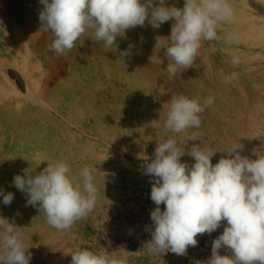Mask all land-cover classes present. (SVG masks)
<instances>
[{
  "label": "rangeland",
  "instance_id": "1",
  "mask_svg": "<svg viewBox=\"0 0 264 264\" xmlns=\"http://www.w3.org/2000/svg\"><path fill=\"white\" fill-rule=\"evenodd\" d=\"M228 2L235 20L221 25L217 40L203 42L200 51L207 55V63L198 57L192 67L173 76L166 70L164 50L154 47L156 36L170 34L172 21L159 29L137 26L126 30L117 38L118 47L111 49L94 42L93 32L88 30L73 49L57 56L50 50L51 32L39 21L43 8L39 0H0V112L5 118L0 136L11 139V144L0 147V189L14 194L7 206L0 197V216L14 218L21 227L32 253L30 264H70L71 252L81 247L103 253L123 246L131 253L129 264H203L210 257L212 242L222 234L226 222L211 235L197 236V246H189L183 256L171 252L151 255L142 249L151 238L145 226L152 224L150 212L155 208L150 199L152 178L143 174V165L151 161L159 142L176 138L186 143L194 131L200 133L203 147L217 151L213 164L226 156L221 151L238 142L244 145L242 155L250 159H256V153L264 154V0ZM167 3L183 7L184 0ZM228 34L235 37L231 45L224 43ZM129 42L136 44L140 54L123 57ZM153 53L160 56V63H149ZM233 55L239 56L238 65H232ZM221 72H237L239 78L225 83ZM51 73L59 80L57 93L48 96L54 100L47 97L49 102L32 111L15 109L12 102L16 98L31 104L35 92H48ZM27 77H32L30 98L26 96ZM181 94L214 97V104L201 114V127L181 134L152 128L150 121L160 119L162 124L166 118L171 96ZM72 99L86 109L88 115L82 120L86 131L99 127V136L83 135L49 112L55 101ZM31 116L34 124L25 126L23 120ZM31 132L36 140L28 147L26 137ZM200 141L189 140L185 147ZM59 160L73 174L90 166L99 190L94 211L66 231L49 226L37 208L26 207L25 195L12 185L14 175H23L26 169L38 173L47 161ZM181 160L194 163L187 155ZM160 207L163 210L164 205ZM220 253L230 254L225 249Z\"/></svg>",
  "mask_w": 264,
  "mask_h": 264
},
{
  "label": "clouds",
  "instance_id": "2",
  "mask_svg": "<svg viewBox=\"0 0 264 264\" xmlns=\"http://www.w3.org/2000/svg\"><path fill=\"white\" fill-rule=\"evenodd\" d=\"M43 6L39 21L53 36L50 50L64 55L75 46L86 31L92 30L93 41L105 49L118 47V37L126 30L151 26L159 29L172 21L167 37L156 36L155 49L164 50L166 70L170 75L192 67L201 55L204 41L218 39V29L235 20V12L228 0H184L183 7L169 5L167 0H39ZM235 37H224L231 45ZM143 37H141V42ZM135 50V51H134ZM212 52L216 49L213 47ZM133 42L122 52L123 57L138 55ZM159 55L152 54L149 63H160ZM232 65L240 58L231 57ZM225 83L239 78V73H220ZM110 79V75L107 76ZM99 90V86H97ZM162 124L160 119L150 121L154 129L184 133L199 129L201 114L214 104V97L172 95ZM198 131L188 141H197ZM187 141V142H188ZM176 138L159 142L150 162L143 165L144 175L150 176V199L155 208L150 212L152 224L145 226L151 238L142 249L151 255L171 252L186 254L189 246L198 244L197 236L211 235L226 222L222 234L211 245V255L203 264H264V154L256 159L242 155L244 145L233 143L225 149L226 156L212 163L217 151ZM185 155L194 163L182 162ZM145 161L148 158H144ZM90 166H83L73 174L63 160L47 161L38 173L24 170L16 174L12 185L26 197L25 206H32L46 217V223L58 231H66L92 213L98 203L99 190ZM4 205L14 200L12 192L0 189ZM164 205L163 210L161 205ZM24 242L21 227L14 218L0 216V264H30L32 253ZM227 253L221 255L220 250ZM131 253L121 246L117 250L96 253L81 247L71 252L70 264H129Z\"/></svg>",
  "mask_w": 264,
  "mask_h": 264
},
{
  "label": "bare ground",
  "instance_id": "3",
  "mask_svg": "<svg viewBox=\"0 0 264 264\" xmlns=\"http://www.w3.org/2000/svg\"><path fill=\"white\" fill-rule=\"evenodd\" d=\"M25 2V1H24ZM1 4V3H0ZM30 5V4H29ZM33 5V4H32ZM25 8V7H24ZM26 10V9H25ZM29 10V8H28ZM7 12V11H6ZM16 18V17H15ZM17 20V19H16ZM38 23V22H37ZM13 25V24H12ZM11 25V26H12ZM16 26V25H15ZM21 26V25H20ZM14 28V27H13ZM2 33V32H1ZM43 33V32H42ZM140 38V37H139ZM41 40V39H40ZM136 40V39H135ZM146 40V39H145ZM134 41V40H133ZM120 46V45H119ZM122 47V46H121ZM28 49V48H27ZM35 49V48H34ZM32 50V49H31ZM122 50V48H121ZM19 53V52H18ZM14 55V54H13ZM16 57V56H15ZM100 57V56H99ZM122 61V60H121ZM115 63V62H114ZM96 66V65H95ZM98 66V65H97ZM96 66V67H97ZM95 67V68H96ZM40 68V66H39ZM98 69V68H97ZM103 69V68H102ZM36 70V69H35ZM105 70V69H104ZM98 71V70H97ZM55 72V71H54ZM86 72V71H85ZM96 72V71H95ZM105 72H107L105 70ZM110 72V71H108ZM49 75V74H48ZM112 75V74H111ZM40 76V75H39ZM61 76V75H60ZM64 76V75H63ZM62 76V77H63ZM86 76V75H85ZM101 76V75H100ZM108 76V74H107ZM67 77V76H66ZM101 78V77H100ZM7 79V78H6ZM32 77H27V85H28V91L26 93V96H28L29 98L31 97L30 94L32 95V91H31V80ZM122 79V77L120 78ZM132 79V78H131ZM43 80V79H42ZM66 80V79H65ZM74 80V79H73ZM102 80V79H100ZM113 80V79H112ZM35 81V80H33ZM50 81H51V87L49 89L48 92H46L45 94H47V96L42 92V95L41 93L40 94H36V92L34 94L36 95H32L33 97V102H31V104L29 102H25V101H22L20 98H16L12 103L13 105L16 106L15 109H26V110H29V111H32L34 109V107L36 108H41L42 105L44 104L45 105V102H49L48 100L51 99L49 98L48 96H51L52 94L54 93H57L56 92V87L58 85V77L54 74L51 73V77H50ZM107 81V80H106ZM127 81V80H126ZM125 81V82H126ZM141 81V80H140ZM147 81V80H145ZM42 82V81H41ZM71 82V81H70ZM109 82V80H108ZM95 83V82H93ZM113 83V82H112ZM120 83V82H119ZM38 84V83H37ZM67 85V84H66ZM96 85V84H94ZM114 85V84H113ZM35 86V85H34ZM75 86V85H74ZM70 87V86H69ZM101 87V86H100ZM68 88V87H67ZM83 88V87H82ZM147 88V87H146ZM36 89V88H35ZM77 89V88H76ZM145 89V88H144ZM44 90V88H43ZM83 90V89H82ZM141 90V89H140ZM73 92V91H72ZM76 92V91H75ZM47 97H48V100H47ZM58 97V96H57ZM62 98V97H61ZM53 99V98H52ZM56 99V98H55ZM54 100V99H53ZM65 100V99H64ZM12 101V100H11ZM11 104V102L9 103ZM82 104V103H81ZM77 100H67L65 102H63V100H58V101H55V104L54 105H51L50 106V110L49 112L52 113L54 116H56L57 118H61L63 119L64 121H67L71 127L73 129H76L78 130V132H82L83 135H87L88 133L94 137H97L100 135V133L102 132V130L98 127L96 128L95 130H91L90 132H87L84 128V126L82 125V120L85 116H87V112H86V109L82 107L81 105ZM47 105V104H46ZM10 106V105H9ZM48 106V105H47ZM9 107L7 106L6 104V109L7 110ZM43 111V110H42ZM42 114V113H41ZM47 114V113H46ZM50 115V114H49ZM34 117V116H33ZM32 116L29 117V118H26L23 120V123L25 126H31L34 124L35 120ZM89 117V116H88ZM91 117V116H90ZM105 117V116H104ZM86 119V118H85ZM5 121V118H4V115L2 114V112H0V123H3ZM55 121V120H54ZM86 123V122H85ZM99 124V123H98ZM1 125V124H0ZM89 129V128H88ZM13 133V132H12ZM91 136V137H92ZM26 144L25 145H28V147H32V145L29 144L30 141H35L36 140V136H35V133L34 132H31V133H28L27 137H26ZM11 139L7 136H0V147L2 146L3 143L5 144H11L10 143ZM3 162V159L0 158V163Z\"/></svg>",
  "mask_w": 264,
  "mask_h": 264
}]
</instances>
